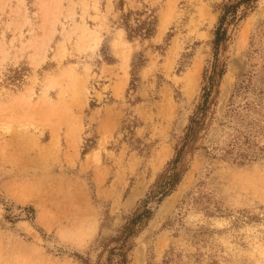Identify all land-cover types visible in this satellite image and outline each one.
I'll use <instances>...</instances> for the list:
<instances>
[{
  "label": "rangeland",
  "instance_id": "374dc122",
  "mask_svg": "<svg viewBox=\"0 0 264 264\" xmlns=\"http://www.w3.org/2000/svg\"><path fill=\"white\" fill-rule=\"evenodd\" d=\"M225 1L0 0V264L104 262L199 103ZM218 64L128 264H264V0Z\"/></svg>",
  "mask_w": 264,
  "mask_h": 264
},
{
  "label": "trees",
  "instance_id": "16d2710c",
  "mask_svg": "<svg viewBox=\"0 0 264 264\" xmlns=\"http://www.w3.org/2000/svg\"><path fill=\"white\" fill-rule=\"evenodd\" d=\"M255 3L256 0H226L219 6L221 13L212 41L213 62L209 75H204L199 103L188 119V124L175 147L172 159L167 163L164 171L158 175L146 197L141 199L133 212L125 218L117 233L104 243L103 251L106 257L104 262L100 261V257L97 264H128L134 237L153 215L152 209L148 207L149 202L153 199L158 202L162 201L181 181L186 171L185 156L193 149L198 134L205 126L206 117L215 103V97H211V94L224 74L223 65L218 64L219 47L227 40L229 26L244 17Z\"/></svg>",
  "mask_w": 264,
  "mask_h": 264
},
{
  "label": "bare ground",
  "instance_id": "6f19581e",
  "mask_svg": "<svg viewBox=\"0 0 264 264\" xmlns=\"http://www.w3.org/2000/svg\"><path fill=\"white\" fill-rule=\"evenodd\" d=\"M163 26V25H162ZM164 31V30H163ZM158 36V35H157Z\"/></svg>",
  "mask_w": 264,
  "mask_h": 264
}]
</instances>
